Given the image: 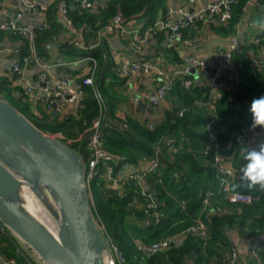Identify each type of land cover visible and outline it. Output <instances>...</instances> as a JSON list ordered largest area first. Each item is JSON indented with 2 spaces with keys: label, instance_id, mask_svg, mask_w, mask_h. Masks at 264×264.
I'll return each mask as SVG.
<instances>
[{
  "label": "trees",
  "instance_id": "trees-1",
  "mask_svg": "<svg viewBox=\"0 0 264 264\" xmlns=\"http://www.w3.org/2000/svg\"><path fill=\"white\" fill-rule=\"evenodd\" d=\"M247 1L237 0L229 19L223 22L216 19L214 22L226 34H239ZM258 4L264 5V0H257L256 3L259 18H264V8L260 10ZM158 7L162 13L166 10L161 0H110L104 10L89 12L71 2L68 14L73 24L86 33L88 40H93L113 14L119 13L127 21L140 12L154 16ZM153 20L154 17L151 18ZM199 21L204 22L194 21L184 34L188 36L190 29ZM58 22L55 20L56 24ZM56 32V28H51L39 33L36 36L38 50H41V43L52 40ZM8 36L0 31V39ZM105 37L100 36V46L106 45ZM239 41L240 50L233 53L226 74L222 73L219 77L220 95L217 98H209L206 84L193 75H190L192 83L189 87L182 86L178 78L174 81L173 90L166 95L168 107L156 119L150 114L161 104H148L147 114L133 106L135 111L140 112L139 116L118 114L119 104L127 98V80L112 71L113 61L107 55L105 70L98 81L99 94L107 107V122L100 136L101 142L107 150L133 164L138 163L142 156L156 155L159 160L156 174L147 178V186L156 192V213L159 217L155 226L146 225V218H152L154 209L146 207V200L139 197L136 188L129 186L124 196H119L117 191L107 189L101 177L94 181V214L108 241L120 248L125 264H219L220 258L229 251L234 235L256 238V243H253L256 255L252 259L254 264H264V189L248 187L242 181L240 172L246 163L243 150L264 144V139L254 144L246 137L252 131H264V127H252L249 111L253 98L264 96V65L253 62V57L264 54V31L253 34L246 41L241 40L239 34ZM100 46L91 52L99 64L96 77L104 59V50ZM84 91L80 116L72 113L54 116L40 107H37L39 114L35 115L30 111V103L15 95L11 84L0 78V96L42 131L50 135L60 134L65 142L72 140L68 144L86 158L88 148L85 139L73 140L92 119L102 115L104 107L91 87L85 86ZM180 110H183L181 114ZM123 124L126 126L123 127ZM239 134L245 135L241 142L235 141ZM219 156L238 173L232 181L233 189L250 194L253 197L250 203L229 202L217 192L220 177L216 158ZM207 191L211 192L210 204L203 209L202 202ZM199 219L207 226L206 237L197 233H182ZM5 230L0 231L2 259L13 260L14 264H38ZM177 235L178 238H172ZM166 238H172L167 248L148 255L136 245V241L150 244ZM0 264L4 263L0 261Z\"/></svg>",
  "mask_w": 264,
  "mask_h": 264
},
{
  "label": "built area",
  "instance_id": "built-area-1",
  "mask_svg": "<svg viewBox=\"0 0 264 264\" xmlns=\"http://www.w3.org/2000/svg\"><path fill=\"white\" fill-rule=\"evenodd\" d=\"M8 1V2H7ZM12 0H0V31H4L8 37L0 39V78L8 81L14 89L15 95H19L29 102L30 111L38 115L37 107L53 114L54 116H65L67 114L80 112L85 95L84 87H91L96 96L95 79L98 71V61L91 53L93 49L100 46L99 37L86 41L82 30L76 27L69 17V4L74 2L77 8L89 12L104 10L106 3L101 0H58L56 10L49 13L52 0H18L9 4ZM195 2L196 0H188ZM7 2L8 8H5ZM237 0H219L205 4L197 11H190L184 6L167 7L156 21L145 28H127L124 19L119 13L113 14L103 26L104 34H115L122 40L131 38L134 51L140 49L142 42L147 36L168 31L169 38L174 42L182 44H193L194 40L184 34L196 20L226 21L231 16L233 5ZM4 6V7H3ZM260 10L264 5L258 4ZM38 12L37 24L27 21V13ZM58 20V24L55 23ZM63 25L65 28L63 29ZM51 28H56L60 33L68 31L66 41L58 46V53L54 54L52 47L54 40H44L41 50H38L36 36ZM100 33V32H99ZM86 34V33H85ZM239 34L235 33L226 43L214 59H203L195 55H188L182 64L165 69L160 66L159 60H137L135 58L118 62L111 69L120 77L129 78L132 72H142L154 77V84L145 96V102L157 106L164 102L166 95L173 90L174 81L181 80V85L189 87L192 77L205 82L209 89V98L215 99L220 93L218 91V80L220 75L229 66L233 53L239 43ZM69 45L73 51L68 50ZM70 51V52H69ZM255 65H264V54L253 57ZM194 68V72L192 71ZM140 98H134L137 101ZM100 100V99H99ZM101 102V100H100ZM211 107V103H209ZM183 110H180V114ZM89 129L81 133L73 141L85 139L88 155L85 158L88 192L92 197L94 181L96 178L105 180L106 187L110 191H117L119 196H124L129 186L138 190V195L146 201V207L154 209L152 218L147 217L146 225L155 226L156 218V192L147 186V178L156 174L158 169V158L142 156L138 163L133 164L122 156L107 150L101 142V115L91 120ZM150 125V124H148ZM125 127V125H122ZM62 140V136L58 134ZM245 135H237L235 141L241 142ZM247 139L254 144L264 139V131H252ZM72 140L68 139L67 143ZM173 140H169L172 142ZM168 142V143H169ZM158 149V148H157ZM156 150V148H155ZM217 173L220 181L217 192L229 202L250 203L253 197L233 189L232 181L236 178V171L219 156L216 158ZM207 191L202 202L205 209L210 204ZM219 209V207H216ZM217 211V210H216ZM0 231L5 228L0 225ZM197 233L202 237L207 236V226L202 219L188 226L182 233ZM172 236V238H178ZM172 238H166L150 244L136 241L138 248L145 254H152L167 248ZM109 242V241H108ZM256 245H251L249 256L255 257ZM238 247L231 243L230 249L220 258L219 264H242L239 260ZM4 264H14L13 260L4 261ZM107 264H125V257L117 245L109 242Z\"/></svg>",
  "mask_w": 264,
  "mask_h": 264
},
{
  "label": "water",
  "instance_id": "water-1",
  "mask_svg": "<svg viewBox=\"0 0 264 264\" xmlns=\"http://www.w3.org/2000/svg\"><path fill=\"white\" fill-rule=\"evenodd\" d=\"M239 50L240 43L234 53ZM104 56L95 79L104 107L100 131L107 122L98 90ZM137 106L146 111L147 103L139 99ZM85 173L83 154L0 96V224L38 264H107L109 242L94 214Z\"/></svg>",
  "mask_w": 264,
  "mask_h": 264
},
{
  "label": "crops",
  "instance_id": "crops-1",
  "mask_svg": "<svg viewBox=\"0 0 264 264\" xmlns=\"http://www.w3.org/2000/svg\"><path fill=\"white\" fill-rule=\"evenodd\" d=\"M17 1L18 0H12L9 2V4H14ZM41 1L46 2V0H41ZM101 1L105 2L107 5V2L110 0H101ZM161 1L164 3V7L166 8L184 6L188 8L190 11H197L205 4L216 2L219 0H196L195 2L192 3L189 2L188 0H161ZM7 2L5 3V8H8ZM256 3L257 0H248L245 5L246 11L244 13L242 22L239 24V29H240L239 34L241 40L243 41L250 40L253 34L260 31L256 27H254V21L260 19L259 18L260 14H258V11L256 9L257 8ZM57 4H58V0L51 1V4L49 6L50 8L49 13L50 12L52 13L54 12V10H56ZM154 12H155L154 16L153 14L147 15L145 14V12H140L130 20L127 21L124 20L126 27L129 29L131 28L142 29L147 27L152 22L156 21V19L161 15L162 9L158 7L156 8V10H154ZM153 17L154 20L151 21V18ZM37 18H38L37 11H34L32 13H27L25 15V19L33 23L34 25L37 24ZM62 28L64 29L65 25H63ZM102 28L98 30L97 36L99 37L100 40L101 35H106L105 37L106 45L104 46L103 44L100 46V49L104 50L103 63L105 60V56H104L105 53L106 60L108 55L113 61L112 67L118 62L131 58H135L137 60H148V59L159 60L160 66L165 69H171L174 66L182 64L186 56L191 54L203 59H208V60L214 59L221 51H223L226 43L229 41L230 37L232 36V34H226L223 31V29L219 26V24H216V22L214 21H210V22L199 21L195 23V25L190 29L188 35L190 38L194 40L193 44L186 45L179 42H174L169 38L168 31H159L160 32V33L158 32L159 34L155 33L153 35L147 36L146 39L142 42L140 49L134 51L130 37L128 38L126 37L124 38V40H122L115 34H104ZM79 30H81V28H79ZM59 32L60 31L54 33L55 38L54 40L52 39L53 40L52 42H54V45L52 47L54 54L58 53V49H57L58 46L62 44L64 41H66L68 38V35L64 36L65 33H67L68 31L62 30L61 32L64 33L63 34L60 33V35ZM83 36L85 40L88 41L87 35L85 33H83ZM174 53H176L177 55L174 56L173 55ZM251 55H253V52ZM126 80H127V88H128L126 93L127 98L121 104L124 105L125 102H128L129 105L132 104V107L131 106L127 107L128 111L124 113L118 111L119 112L118 114L120 116H123L125 113H129L131 115L139 116L138 113L140 112L135 111V109L133 108V106L139 108L137 106V103L134 101V98L138 97L141 100L145 101L146 94L154 84V77L152 75H146L142 72L136 71V72H132V75ZM135 94H138V96H136ZM165 100L163 103H161V105L156 107V111H153L150 114L151 117L152 116L154 117L156 115V117L159 118L162 116L163 109L165 107H168V102H169L168 100L166 101ZM141 111L146 113V111H143L142 109ZM232 242L239 249L238 250L239 260L241 261V263L254 264V261L252 257L249 256L248 251L250 249V246L254 242L256 243V238H248L245 237L244 235L242 236L234 235L232 238ZM21 246L23 247L22 249L24 251L28 252L22 244Z\"/></svg>",
  "mask_w": 264,
  "mask_h": 264
},
{
  "label": "clouds",
  "instance_id": "clouds-1",
  "mask_svg": "<svg viewBox=\"0 0 264 264\" xmlns=\"http://www.w3.org/2000/svg\"><path fill=\"white\" fill-rule=\"evenodd\" d=\"M254 27L264 31V18L254 21ZM249 111L252 127H264V96L253 98ZM242 155L246 162L240 169L242 181L250 188L259 186L264 189V144L257 148H245Z\"/></svg>",
  "mask_w": 264,
  "mask_h": 264
},
{
  "label": "rangeland",
  "instance_id": "rangeland-1",
  "mask_svg": "<svg viewBox=\"0 0 264 264\" xmlns=\"http://www.w3.org/2000/svg\"><path fill=\"white\" fill-rule=\"evenodd\" d=\"M202 21H204V22H209V21H206V20H202ZM213 21H216V20H213ZM232 35H234V34H232ZM240 43V42H239ZM143 102H145L144 100H142ZM126 106V107H125ZM129 106H131L132 107V104H128V102H125V104L124 105H122L121 103L119 104V107L117 108L118 109V111L119 112H121V113H124V112H127L128 111V108L127 107H129ZM147 106H148V104H147ZM81 109V108H80ZM153 111H156V107L154 108V110ZM118 112V113H119ZM73 115H76V116H80V112H78V111H76V112H74V113H72ZM103 114V113H102ZM154 119H156V115L153 117ZM101 119H102V115H101ZM91 123H92V121H90L89 122V124L84 128V130H83V132H85V130H87V129H89V127H90V125H91ZM123 125H125V124H123ZM126 126V125H125ZM82 132V133H83ZM233 243V242H232Z\"/></svg>",
  "mask_w": 264,
  "mask_h": 264
}]
</instances>
